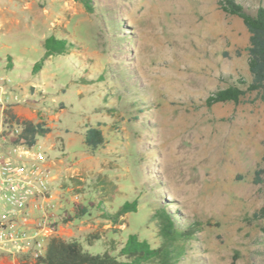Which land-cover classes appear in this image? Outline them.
<instances>
[{
	"label": "rangeland",
	"instance_id": "obj_1",
	"mask_svg": "<svg viewBox=\"0 0 264 264\" xmlns=\"http://www.w3.org/2000/svg\"><path fill=\"white\" fill-rule=\"evenodd\" d=\"M92 1L93 12L79 0H0L6 119L51 129L37 142L51 182L40 239L103 253L138 234L155 247L152 215L164 208L180 227L202 225L178 264H264V100L206 101L252 78L243 20L220 0ZM51 36L67 49L47 55ZM91 125L106 137L96 149L85 143ZM134 200L120 222L109 217ZM75 202L89 212L75 217ZM36 240L0 248V264H23Z\"/></svg>",
	"mask_w": 264,
	"mask_h": 264
},
{
	"label": "trees",
	"instance_id": "obj_2",
	"mask_svg": "<svg viewBox=\"0 0 264 264\" xmlns=\"http://www.w3.org/2000/svg\"><path fill=\"white\" fill-rule=\"evenodd\" d=\"M79 1L85 5L87 10L94 11L92 0ZM220 4L225 12L239 16L250 32L247 51L252 78L250 81L241 79L238 83H232L226 88L214 91L207 97V104L214 105L229 101L239 103L251 92H257L264 100V3L255 7L240 0H220ZM44 46L47 55L59 54L67 49L68 41L51 36L45 40ZM11 117L22 127L20 134L11 138L12 143L34 146L40 137L46 136L51 131L50 127L43 122L19 120L12 113ZM105 141L103 128L92 125L87 128L85 143L89 147L96 149ZM261 173L262 170L256 173L257 182L264 181V178L260 176ZM74 204L75 217H83L89 212L88 206L79 202ZM137 209V200L127 201L120 206L117 212L109 214V217L117 223L128 212ZM70 218L72 219L71 216ZM152 221L157 223L162 238L160 244L155 247L148 240L141 239L138 234H130L126 242L120 244L110 242L111 249L107 248L103 253H91L79 240H66L60 236H51L47 240L44 253L37 257L27 258L23 264H178L186 253V243L202 230L200 221H193L180 227L172 214L164 208L152 215ZM95 238L100 237L95 236Z\"/></svg>",
	"mask_w": 264,
	"mask_h": 264
},
{
	"label": "built area",
	"instance_id": "obj_3",
	"mask_svg": "<svg viewBox=\"0 0 264 264\" xmlns=\"http://www.w3.org/2000/svg\"><path fill=\"white\" fill-rule=\"evenodd\" d=\"M0 102V248L21 246L26 240H36L32 257L43 254L47 240L40 239L47 228L51 205L50 175L41 162L46 156L40 145L12 143L10 139L22 131L14 120L6 119V103ZM10 148L5 145L10 143ZM35 212L39 219L35 220ZM36 228L30 235L27 228Z\"/></svg>",
	"mask_w": 264,
	"mask_h": 264
},
{
	"label": "crops",
	"instance_id": "obj_4",
	"mask_svg": "<svg viewBox=\"0 0 264 264\" xmlns=\"http://www.w3.org/2000/svg\"><path fill=\"white\" fill-rule=\"evenodd\" d=\"M45 137V136H44Z\"/></svg>",
	"mask_w": 264,
	"mask_h": 264
}]
</instances>
